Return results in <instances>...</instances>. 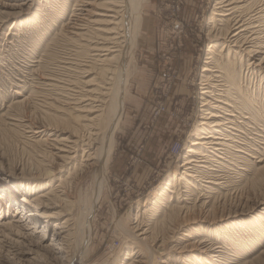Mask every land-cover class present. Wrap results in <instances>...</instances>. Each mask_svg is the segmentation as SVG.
<instances>
[{
    "label": "rangeland",
    "instance_id": "obj_1",
    "mask_svg": "<svg viewBox=\"0 0 264 264\" xmlns=\"http://www.w3.org/2000/svg\"><path fill=\"white\" fill-rule=\"evenodd\" d=\"M101 1L0 0V192L7 195L0 198V264H69L74 252L77 228L74 220L65 228L71 238L65 248L58 225L64 216H55L60 207L39 205L38 210L48 211L46 217L17 214L15 207L20 204L23 213L30 212L34 203L28 202L35 192L65 178L58 189L70 192L78 219L84 198L91 195L93 171L84 164L93 160H84L78 150L72 161L56 164L44 153L47 142H66L75 127L64 113L73 112L69 106L79 90L78 79L91 85L96 78L80 73L89 54L81 49L84 41L76 40L73 27L86 26L88 9L99 12ZM215 1L142 0L123 112L113 135L107 179L94 206L89 253L80 264H264V222H256L264 215V185L252 183L262 164L259 154L245 155L248 164L238 160L243 153L235 150L230 158L218 152L209 159L191 156L197 187L187 189L180 182L153 204L165 183L182 170L178 165L205 108L202 67L209 51L222 43L216 39L221 36L219 21H211ZM241 58L242 86L256 94L264 111V78L247 65L251 57L242 53ZM216 87L218 96L222 90ZM109 103L104 105L106 119ZM240 135L246 140L242 146L252 150L251 135ZM75 166L77 171L67 176ZM44 167L53 174L39 178ZM168 201L185 209L173 214ZM7 220L19 231L6 229L2 223ZM132 227L136 234L146 231L147 239L126 234Z\"/></svg>",
    "mask_w": 264,
    "mask_h": 264
},
{
    "label": "bare ground",
    "instance_id": "obj_2",
    "mask_svg": "<svg viewBox=\"0 0 264 264\" xmlns=\"http://www.w3.org/2000/svg\"><path fill=\"white\" fill-rule=\"evenodd\" d=\"M141 3L142 0H103L98 6L99 12L94 13L93 10L88 9L87 15L90 18L87 19L86 26L78 24L80 25L79 28L73 27V34L76 40L84 41L81 43V49H84L89 54L88 63L81 67L80 73L91 72L95 74L96 78H94V82L91 85L88 83L89 80L78 79L80 87L79 90L74 91L76 92L75 102L73 101V105L69 106L73 112L70 110L67 111L68 113L63 112L68 119L72 120L75 127L66 137V142H63L64 140L56 141L55 139H51L52 142L50 143L47 142L46 147L48 149L45 150L44 155L53 158L56 164H67L73 160L77 151L81 150L83 153L81 157L84 160H93L92 163L84 164L87 169L93 171V181L91 195L89 194V198L88 196L84 198L85 201L82 204L83 206L80 207L82 209L81 212L79 211V218L75 219L74 217V200L71 199L73 197L70 192L66 188L58 189L66 183L65 178L59 179V183L55 187H50L47 191L39 190L33 194L31 202L28 203H34L32 206L34 211L31 210L29 212L27 210L28 212L23 213L25 209L23 205L18 204L15 207V213L17 214L26 215L27 213L28 215L33 214L40 217L48 216V211L46 209L38 210L39 205L44 208L60 207L61 209L55 213V216H64L59 220L58 225L62 229V238L65 237V248H70L69 244L71 242L69 231L65 228L74 220L72 225L77 228L78 235L69 264L84 263L89 253L91 219L95 209L94 206H96L95 204L107 179L108 159L114 145L113 135L123 112L122 99L125 95L132 50L135 47V40L138 35V22L136 25V21L141 11ZM87 4L90 5L91 3L87 2ZM93 13L98 15L97 17L99 18L92 17L91 14ZM82 15L84 18V14ZM213 20L220 23V28L217 30L221 32V36L217 37L219 33L217 31L216 39H221L222 43L218 48L209 51L210 54L206 57L207 60L202 67L203 75L201 81L206 86H203L200 93L203 95L201 106L205 108L201 109V114L198 117L200 120L197 121V129H195L194 137L191 138L186 148L183 162L178 165L182 170L178 174H174L172 179L168 180L160 189V192L155 195L158 201L153 202L154 206H157V202H160V199L166 197V193L176 189L180 182L187 189L197 187V176L195 175L197 171L192 169L191 162L193 157L190 158L191 156L198 158L199 155L201 156L200 158L209 159L212 153L218 152L221 158H226L229 157L227 156L229 154L233 156V151L235 150L243 153L239 154L238 160L243 161V164H248L250 159L245 157V155L259 154L257 162L259 164L262 162V164L255 169L257 174L253 178L252 183L254 186L264 185V153H262L264 151V111L259 106L256 94L254 95V92L244 89L242 86V79L244 78L241 77L242 73H238V64L242 65L243 58L241 57L242 53H245L246 59L248 57L252 58V60L250 58L247 59V65L253 72L259 73L261 78H264V0H216L212 10V23H214ZM225 51L226 54H223ZM231 51L233 56L230 54ZM237 54H239V58L235 59L234 56ZM74 83L73 85H75ZM209 84L213 85L210 86ZM218 85L221 86L222 92L216 96V86ZM70 98L73 99L72 97ZM107 102L110 103L108 107L109 115H107L106 119V117H103L105 113L104 105ZM99 120H102V123ZM237 131L239 132L237 133ZM243 133L251 135L253 141L251 142L255 147L252 150L242 146L244 144L242 142L246 141L241 138L240 134ZM257 143L263 144V146L257 148ZM218 155H216V158L219 157ZM75 169H77L76 166L67 176L75 173L77 171ZM53 171L49 167H44L40 169V174L37 176L39 178H48L53 174ZM206 182L218 184L212 181ZM23 188L26 189V187ZM32 188L27 187V192ZM6 197L7 195L1 191L0 198L6 199ZM170 205L169 201L166 202L168 209L173 207L170 208L174 211L172 212L173 214H178L176 213L177 211L185 209L184 206L178 204L176 206ZM256 222L261 225L264 222V215H261ZM2 224L6 229L14 230V232L19 231L17 225L10 220L3 221ZM31 225H33V222H31ZM126 231V234L131 237L134 235L135 238L140 239L138 241L147 239L146 236L143 237L146 231L136 234L134 227ZM138 236H141V238ZM161 244L163 245V243ZM144 262L142 261L141 263Z\"/></svg>",
    "mask_w": 264,
    "mask_h": 264
},
{
    "label": "built area",
    "instance_id": "obj_3",
    "mask_svg": "<svg viewBox=\"0 0 264 264\" xmlns=\"http://www.w3.org/2000/svg\"><path fill=\"white\" fill-rule=\"evenodd\" d=\"M176 151H177V150H174V151H173V154L177 153Z\"/></svg>",
    "mask_w": 264,
    "mask_h": 264
}]
</instances>
